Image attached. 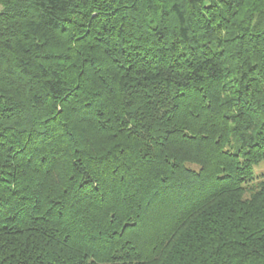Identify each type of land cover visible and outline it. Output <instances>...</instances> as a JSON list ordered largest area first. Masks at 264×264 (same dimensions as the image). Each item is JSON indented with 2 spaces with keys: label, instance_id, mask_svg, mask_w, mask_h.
Returning a JSON list of instances; mask_svg holds the SVG:
<instances>
[{
  "label": "trees",
  "instance_id": "trees-1",
  "mask_svg": "<svg viewBox=\"0 0 264 264\" xmlns=\"http://www.w3.org/2000/svg\"><path fill=\"white\" fill-rule=\"evenodd\" d=\"M264 0H0V264H264Z\"/></svg>",
  "mask_w": 264,
  "mask_h": 264
},
{
  "label": "rangeland",
  "instance_id": "rangeland-1",
  "mask_svg": "<svg viewBox=\"0 0 264 264\" xmlns=\"http://www.w3.org/2000/svg\"><path fill=\"white\" fill-rule=\"evenodd\" d=\"M254 175H259L260 173H264V162H260L259 164L255 165L253 168Z\"/></svg>",
  "mask_w": 264,
  "mask_h": 264
}]
</instances>
